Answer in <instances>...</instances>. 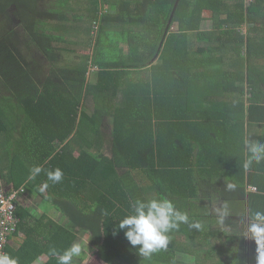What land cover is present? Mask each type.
Wrapping results in <instances>:
<instances>
[{
	"label": "trees",
	"instance_id": "1",
	"mask_svg": "<svg viewBox=\"0 0 264 264\" xmlns=\"http://www.w3.org/2000/svg\"><path fill=\"white\" fill-rule=\"evenodd\" d=\"M135 2L131 10L125 0L121 12L101 16L97 6L90 17L80 12L77 21L89 27L75 26L78 33L72 36L73 27L53 28V21L58 26L68 22L54 14L53 0H0V19L5 20L0 21V140L12 127L10 115L19 109L35 138L43 140L20 181L13 175L20 167L16 159L9 160V177L0 156L6 190L23 191L15 198L20 221L10 239L24 231L29 241L16 250L6 247L18 264H32L40 255L49 257L44 264H58L49 249L62 252L81 244L85 235L90 250L108 264H191L182 258L183 243L194 245V235L208 239L209 233L181 224L168 234L167 249L145 258L119 229L120 220L137 199L167 198L177 208L203 192L211 195L213 170L232 161L217 145L222 141L216 106L234 108L232 115L249 111L251 122L264 121V102L256 98L264 85V0H179L168 31L177 0ZM95 20L100 21L96 36L91 34ZM206 21L209 29L203 27ZM117 23L122 31L114 37L107 28ZM129 23L137 30H130ZM245 25L248 35L241 32ZM121 39L127 45L125 57ZM81 45L92 48L78 55ZM246 82L253 90L249 106L243 97L209 91L223 85L243 96ZM195 104L200 108L194 109ZM232 121L238 150L245 119L233 116ZM219 154L229 159L220 160ZM243 162L228 166L239 165L244 176ZM34 166L43 170L30 180ZM56 168L63 179L52 183L47 172ZM227 178L234 183L238 177ZM41 187L53 193L58 216L43 214L29 227L31 214L22 196L27 188L42 193ZM178 251H183L180 257ZM85 257L73 264H84Z\"/></svg>",
	"mask_w": 264,
	"mask_h": 264
},
{
	"label": "crops",
	"instance_id": "2",
	"mask_svg": "<svg viewBox=\"0 0 264 264\" xmlns=\"http://www.w3.org/2000/svg\"><path fill=\"white\" fill-rule=\"evenodd\" d=\"M53 0V12L58 17L67 18L68 22L61 23L60 26L56 22L53 21V28L57 27V30L63 27H69L70 29L73 27V32H77L75 26L79 27H89V22L78 20L77 17L80 12L92 16V13L97 8H100V11L103 10L105 13L108 12H121V6H127L124 4L125 0ZM129 2V7L131 10V4L135 5V0H126ZM112 4V7H111ZM69 18V20H68ZM130 20V16H129ZM125 23V22H124ZM210 21H206L203 25L204 28H210ZM108 26V30L112 31L114 37L116 36L117 30L122 31V27L118 25ZM130 30H137V27H131L129 23ZM120 43V51L123 57L126 56L127 45L126 41L121 39ZM264 62V61H261ZM203 79L200 77L199 80ZM214 79V78H213ZM216 81V78L214 79ZM219 81V80H217ZM245 93L240 95L238 90H229L224 89L222 85V89H220V85H212L211 91L214 94H219L220 92H224L225 97H235L239 99L243 97L246 103V106H249V97L253 94L252 87H249L248 82L244 85ZM259 91L256 93L257 101L264 102V85L261 88H257ZM200 95L203 96L201 93ZM226 99V98H225ZM205 98L201 101H204ZM201 104H195L193 106L194 109H199ZM217 105V104H215ZM215 110L217 118H215L216 128L220 126L218 130L217 136L219 138V142L222 141V144H217L223 150L224 154L228 153V156L232 157V161H237L238 164L241 165V160H245V150L244 144L242 140L245 137H248L252 140H257L264 142V121H250L249 111L244 115L242 114H234L232 115V111L234 108H220V106H216ZM16 115L15 113H13ZM245 119L244 130L242 129L240 145L241 150H235L234 140L237 135V129L232 126V119ZM11 117V115H10ZM12 120V127L8 128L7 133H4V137L0 140V156L3 160L6 161L4 165V170H8V176L11 177L9 171V160L11 158L16 159L15 166H20L19 169L14 170V178L18 181L28 173V166H32V162L35 157V153H37V147L43 143V140L36 139L35 136L31 132V128H28L27 120L22 117L10 118ZM244 131V136L242 137V133ZM232 138L231 140H229ZM35 146V147H34ZM37 146V147H36ZM220 153V152H219ZM227 155V154H226ZM228 156H220L219 159L228 160ZM231 162V164H233ZM230 162H226V165L217 166L211 175L213 180L215 181V187L209 188L211 190V195H207L206 193H201L198 197L193 198L191 201L184 200V202H179L178 207L182 205L184 211L188 214L189 218H192V221H200L203 225L201 231L203 233H209L208 239H204L203 235H200L196 239L194 245H197L199 242H203L200 248H198V255H201L203 252V246H205L206 251H212L213 258L210 261L218 259L221 254L225 256V264H256V244L255 241L249 238H246L243 235L244 229L248 223L249 215L256 211L261 210L264 211V163L259 165L254 164L252 168L248 171H245V175L243 176V172L239 165L236 167L228 166ZM228 174H235L238 177L234 180L236 188L234 190H228L226 188V183H229V179L227 178ZM222 176H226L223 178ZM27 180L23 181L21 185L26 183ZM9 187L15 186V183L9 182ZM25 185V184H24ZM43 189L42 193H37L29 188H27V192L22 196V206L24 209H29L31 216L27 219L26 223L29 227H34L36 225L37 219L40 218L43 214L47 215L49 219H53V193L49 192V190ZM224 208L228 211V216L225 217L223 224L218 223L217 217V209L223 210ZM57 214V213H56ZM41 227H36V231ZM37 232L34 233L36 235ZM230 237V238H225ZM34 241L38 242L36 237H33ZM29 241L27 238V234L24 231H20L18 234H15L11 237L9 245L13 247V249L21 248L22 245H25V242ZM211 244V246H209ZM207 251V252H208ZM33 253L34 251H30ZM207 255V254H206ZM205 255V256H206ZM29 256V254H28ZM49 257L47 255H40L32 264H44ZM84 264H88L86 262V258L84 260ZM213 264V263H210Z\"/></svg>",
	"mask_w": 264,
	"mask_h": 264
},
{
	"label": "clouds",
	"instance_id": "3",
	"mask_svg": "<svg viewBox=\"0 0 264 264\" xmlns=\"http://www.w3.org/2000/svg\"><path fill=\"white\" fill-rule=\"evenodd\" d=\"M246 159L243 168L248 171L254 164L264 163V142L244 138ZM41 166H34L29 179H35L42 171ZM47 179L52 183H59L63 179L60 168L49 170ZM47 187V184L44 185ZM228 190H234L236 185L226 183ZM43 191V189H41ZM218 223L223 224L228 216L226 208L217 209ZM181 224H188L192 229L201 230L203 225L198 221H190L187 213L178 210L172 200L167 198L142 200L137 199L131 204V212L119 222V229L124 230L125 238L131 246L138 247L142 257L150 258L154 253L167 249L169 233L178 229ZM243 235L252 239L256 244V264H264V211L256 210L248 217V223ZM86 249L80 243H73L62 252L50 248L49 254L56 257L58 264H73L77 258L85 255ZM0 264H18L17 258L8 253H0Z\"/></svg>",
	"mask_w": 264,
	"mask_h": 264
},
{
	"label": "rangeland",
	"instance_id": "4",
	"mask_svg": "<svg viewBox=\"0 0 264 264\" xmlns=\"http://www.w3.org/2000/svg\"><path fill=\"white\" fill-rule=\"evenodd\" d=\"M82 12V11H81ZM85 15V17H88V15H86V14H84ZM0 21L1 22H3L4 24H5V20H4V18H2V19H0ZM248 26L247 25H245V26H243V29H242V34L243 35H248V33H249V31H248ZM93 31H94V29H93V27H92V29H91V34H93ZM73 31L71 30L70 32H69V34L70 35H72L73 36V33H72ZM75 33V32H74ZM76 33H78V32H76ZM83 45H84V42H83ZM83 45H81V46H78L77 47V50H78V55L79 54H82L83 53V51L84 50H87V51H90V49L92 48V46H89V47H87V48H85V46H83ZM68 46H70V45H68ZM245 48L246 47H244L243 48V51H246L245 50ZM72 56H76V53H73L72 54ZM91 80L93 81L94 80V77H93V75H91ZM204 98H202L201 100H203ZM201 100L200 101H196L197 103H201ZM22 117V118H25L26 119V116L24 115V110L22 111V109H19V112H18V114L17 115H14L13 113H12V115H11V117L10 118H14L15 120H16V117ZM11 122H10V124L12 125V120H10ZM17 121V120H16ZM27 122L29 123V120H27ZM177 209L178 210H180V211H182V212H184V211H187L186 209H184V207L182 206V205H180L179 207H177ZM56 216H58L56 213H53V217H56ZM201 221V220H200ZM199 221V222H200ZM194 233V232H193ZM198 237H200L199 235H198V233H197V235H194V237H193V241H194V244H195V242H196V239L198 238ZM225 238H230V237H225ZM90 239H89V235H85L82 239H81V244H84V247H85V249H86V253H87V257H85L86 258V262L88 263V264H108V262H106L105 260H103L101 257H100V255L97 253V252H93V251H91L90 250V247H89V241ZM179 241L180 242H184V241H187V239L186 238H179ZM202 243L203 242H199L197 245H191V244H189V243H187V242H184L183 244H184V249L186 250L185 252H184V256L182 255V258L183 259H185L186 261H188V260H190L189 262L191 263V264H210V263H213V264H225V260H226V258H225V256H223V254H221V256H219L218 257V259H216V262H214V260H212V261H210L212 258H213V253H212V251L210 250V251H206V249H205V246H203L202 248H203V252H202V254L201 255H198V248H200V246L202 245ZM179 245H180V247L182 246L180 243H179ZM191 246V247H188V246ZM209 246H211V244H209ZM192 250V251H190V250ZM187 251H189V252H191V253H189V252H187ZM183 252V251H182ZM182 252L181 251H178V257H180V255L182 254ZM207 254V255H206ZM206 255V256H205ZM185 257V258H184ZM209 257H212V258H209ZM199 261H201V262H203V263H199Z\"/></svg>",
	"mask_w": 264,
	"mask_h": 264
},
{
	"label": "built area",
	"instance_id": "5",
	"mask_svg": "<svg viewBox=\"0 0 264 264\" xmlns=\"http://www.w3.org/2000/svg\"><path fill=\"white\" fill-rule=\"evenodd\" d=\"M104 13L99 11V16ZM100 26V21L93 22V34L96 36ZM21 190L8 192L4 186L0 172V253H6V247L10 242V235L16 231L20 218L16 214L17 203L15 198Z\"/></svg>",
	"mask_w": 264,
	"mask_h": 264
},
{
	"label": "water",
	"instance_id": "6",
	"mask_svg": "<svg viewBox=\"0 0 264 264\" xmlns=\"http://www.w3.org/2000/svg\"><path fill=\"white\" fill-rule=\"evenodd\" d=\"M178 2H179V0H177L176 4H175V6H174V9H173V12H172L171 18H170V20H169V24H168V26H167V31H168V29H169V27H170L171 21H172L173 16H174V13H175V11H176V9H177ZM163 41H164V40H163ZM162 45H163V43L161 44V47H162Z\"/></svg>",
	"mask_w": 264,
	"mask_h": 264
}]
</instances>
